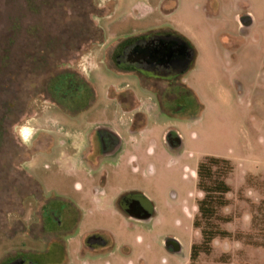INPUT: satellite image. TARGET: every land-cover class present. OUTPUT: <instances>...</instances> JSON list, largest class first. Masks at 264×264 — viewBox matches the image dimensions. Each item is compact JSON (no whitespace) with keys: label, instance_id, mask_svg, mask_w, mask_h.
Masks as SVG:
<instances>
[{"label":"rangeland","instance_id":"obj_1","mask_svg":"<svg viewBox=\"0 0 264 264\" xmlns=\"http://www.w3.org/2000/svg\"><path fill=\"white\" fill-rule=\"evenodd\" d=\"M157 27L179 30L196 52L181 79L196 96L185 99L183 113L162 110L133 76L99 63L118 38ZM81 85L99 100L76 119L49 125L89 131L110 115L121 133L117 152L83 163L63 157L66 146L57 144L34 160L40 149L32 139L35 118L47 125L50 107L76 106L66 103L65 93ZM130 85L146 118L129 129L128 117L110 110L105 98ZM207 157L230 160L233 171L214 168L231 191L206 219L198 209L205 193L197 170ZM127 189L149 196L155 214L140 219L118 212ZM55 195L81 211L68 219L67 246L52 247L39 264H264V0H0V264L28 259L61 238L48 233L49 206L41 212L46 203L60 202ZM195 219L229 234L192 261V244L202 242ZM94 232L109 243L87 245Z\"/></svg>","mask_w":264,"mask_h":264},{"label":"flooded vegetation","instance_id":"obj_2","mask_svg":"<svg viewBox=\"0 0 264 264\" xmlns=\"http://www.w3.org/2000/svg\"><path fill=\"white\" fill-rule=\"evenodd\" d=\"M145 31H147L146 34L118 38L112 52L110 54L108 53L109 55H106L105 58L100 59L99 63L106 66L113 73L130 75L129 77L133 76L141 90L153 93L158 98L162 110L183 113L188 108L185 99L190 100L196 96L193 90L181 81L186 70L194 64L195 49L178 32L179 30L173 27H160L159 29L157 27ZM114 68H116L117 72ZM165 84L170 88H176L178 90L185 88L186 93L181 95L178 94L179 91L175 90L167 92L164 86ZM81 88V91H79L77 87H74L70 93H65L66 96L69 94V99L66 103L71 102L72 105L76 104V106H70V104L68 106H59L58 102L54 101V105H58L56 107H50L49 111L54 112V115L51 116L50 114L49 120L47 121L46 119L47 126H50L49 122L52 123V121L60 123V117L74 120L83 111L90 110L99 100L100 96L98 92H85L84 89L86 86L84 85H81ZM105 99L111 104L110 110H114L116 113H122L125 116L123 120L128 117L125 120L126 122H123L126 128H131V122L137 123L139 120L141 125L145 122L146 115L144 111L146 109L142 107V100L138 90L131 89V85L129 88L122 89L119 92L108 91ZM81 100L86 102V104L82 105ZM105 116L106 118L101 121L102 123H98L95 126L96 128L89 131H87L88 129L66 130L67 128H64L61 124L57 125L56 128H53L54 125L52 127L50 126V152L53 151V148L57 144L66 146L67 151L63 157L68 155L69 158L82 161L83 163H85V160L87 162L92 159L97 160L102 156H110L116 153L121 144V133L118 127V121L110 115L105 114ZM35 119L39 126L35 127L32 139L34 142H39L40 129L44 128L45 123L39 120V115ZM60 134H64V136L71 134L74 139L73 141H66ZM40 150L33 156L35 160L38 157V153L42 152ZM45 152L47 151L45 150ZM61 159L59 158V160ZM66 163L62 162L61 164L60 162L59 164L62 168L66 169ZM79 166L80 168L77 167L78 170L84 167L81 164ZM71 171H65L64 175ZM60 172L63 173L62 171ZM107 179L99 178V183L105 186ZM37 180L41 183L39 179ZM42 188L45 192L46 190H44L43 185ZM55 197L59 196L55 195ZM59 198L60 202L57 204L53 200L54 204L50 202L43 205L41 212L45 214L47 210L45 206H49L46 215H48L53 228L48 229V233H50L49 235L60 234L61 238H52L53 243L50 240L49 250L47 249L44 253L40 252V255L50 253L52 247L55 246L60 245L66 247L67 243L63 240V235L71 231V228L69 231H66L68 229L66 228L69 223L68 219L75 221L80 215L81 208L79 204L70 199L62 200L66 199L65 197ZM117 211L126 213L129 218L136 216L137 218L143 219L154 215L156 210L153 201L143 191L127 189L118 197ZM94 233L86 236L85 242L87 245L101 246L109 243L104 235ZM173 243L174 245L176 244L177 248H180L178 240L173 241ZM5 264H39V262L33 259L31 260L30 258H24V256H18L8 260Z\"/></svg>","mask_w":264,"mask_h":264},{"label":"trees","instance_id":"obj_3","mask_svg":"<svg viewBox=\"0 0 264 264\" xmlns=\"http://www.w3.org/2000/svg\"><path fill=\"white\" fill-rule=\"evenodd\" d=\"M224 166V174L228 175L233 171V165L230 160L218 157H207L199 163L197 174L199 177L198 187L205 193L204 198L198 202V209L201 216L206 219L213 217L216 213V202L225 205L224 196L231 191L230 185L221 179L218 175V170L215 167ZM224 201H219V200ZM194 228L201 229L202 242L201 244H192L191 260L195 261L200 256L201 252L209 253L212 250V242L217 236L227 237L228 232L217 228H206L202 226L198 219L193 223Z\"/></svg>","mask_w":264,"mask_h":264},{"label":"crops","instance_id":"obj_4","mask_svg":"<svg viewBox=\"0 0 264 264\" xmlns=\"http://www.w3.org/2000/svg\"><path fill=\"white\" fill-rule=\"evenodd\" d=\"M49 128H50V126H47L46 125V128L40 129V133H41L40 134V137H39V140L40 141L37 143V146L41 149L40 151L45 152V150H46L47 151L46 152L47 154L50 153V138H49V140L47 139V141H46V140H42V137L43 138H46L45 136H47V137L50 136L49 135L50 134L49 133ZM42 147H44V148H42ZM39 253L40 252L32 251V253L29 255V258L30 259H34L36 262H39V260H40L39 257L43 256V258H44L47 255V253L46 254H41V255ZM42 253H44V252H42ZM19 257H21V255H19ZM11 259H13V258H11Z\"/></svg>","mask_w":264,"mask_h":264}]
</instances>
